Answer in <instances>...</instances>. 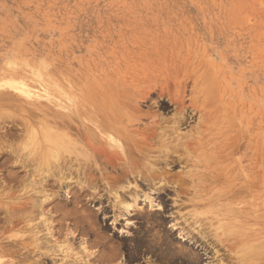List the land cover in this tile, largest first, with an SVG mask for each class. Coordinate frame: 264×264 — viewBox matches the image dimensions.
<instances>
[{
	"label": "rangeland",
	"instance_id": "rangeland-1",
	"mask_svg": "<svg viewBox=\"0 0 264 264\" xmlns=\"http://www.w3.org/2000/svg\"><path fill=\"white\" fill-rule=\"evenodd\" d=\"M175 84L186 94L193 87L186 104L196 91L199 102L212 85L215 106L207 100L218 113V142L223 139L217 151L227 159L225 178L240 189L237 201L221 200L220 186H214L208 199L197 195L192 203L188 199L199 189L188 187L186 194L164 192L155 210V203L151 208L142 200L147 188L131 177L110 189L89 170L83 152L90 131L108 140L93 126L104 99L116 101L122 89L140 93L130 109L144 114L138 121L144 132L153 118L172 115L166 96ZM114 94L119 96L113 100ZM228 143L233 145L225 152ZM45 149L60 150L58 170L42 165ZM167 167L172 177L192 169ZM61 171L70 177L60 181ZM133 189L140 195L136 204L128 194ZM115 191L132 205L128 214H118ZM154 214L165 222L160 229L141 220ZM169 220L214 252L212 258L203 255L201 264H243L237 260L242 243L259 246L252 264H264V0H0V264H187L153 246L161 236L171 239V248L186 244L202 253L198 243L179 241ZM146 228V235L138 233Z\"/></svg>",
	"mask_w": 264,
	"mask_h": 264
},
{
	"label": "bare ground",
	"instance_id": "bare-ground-1",
	"mask_svg": "<svg viewBox=\"0 0 264 264\" xmlns=\"http://www.w3.org/2000/svg\"><path fill=\"white\" fill-rule=\"evenodd\" d=\"M178 84H179V82H178ZM180 86H181V83H180ZM210 86H212V85H210ZM210 86L209 87H205L204 86L206 88V91H205L204 94H206V95H203V97L201 96V99H200L199 102H197L198 100H196V98H195V97H197V93H198L196 91V96L195 97L193 96L194 98L192 97V99H190L191 100L190 104H188L189 102H187V104H188L187 105L185 103V98H186V95H188V97H189V96H191V95H193L195 93V91L193 90V87L191 88V90H189V93L186 94L184 92V89H185L184 86H183L184 89L180 90V88H178L177 85H176L175 89L171 92V94L166 93V94H168L166 96V97H168V100H166V101H169L168 103H170L169 107H171V109H172V112H173L172 115L170 117H168V118L164 117L165 119H163V117L162 118L159 117L160 119H157V120H155L156 118L155 119L153 118L151 125H149L148 128H146L144 132H141L142 130L139 131V129L141 127L140 126H139L140 128L138 127V124L141 123V122L138 123V121L140 120V118H143V117H140V116L141 115L143 116L144 114H138L133 108L130 109L131 105H134V103L136 104V102L138 101V99H137V97H135V95L139 96V94H140V93H136L135 89L134 90L131 89V91L129 89L128 90L129 93H127L125 91L127 89H124V90L122 89V92H120L119 99H118V97H116V101H115L114 97L115 96H119V95L114 94V95H112L113 96L112 99L114 100V102L109 103V104H105L107 101H105V99H104L105 107L102 106L103 109H100V107H101L100 104L102 105L103 102L100 103L99 100H98V102L100 103V104H98L100 106L99 110H98V113L101 112V115L100 116H96V118L93 120L94 122L92 120L91 121L93 122V126L98 129L100 134L101 133H103L104 135L106 134V136H103V137H106L108 140H106L105 138H104L105 140H102L103 139L102 137L99 138L100 135L96 136L94 133L93 134L95 136H93L92 135L93 131L92 132L90 131V133H91L90 135L91 136L90 137L88 136L87 140H86L87 137L85 138V140H86L85 141V145H86V149H87L86 152L87 153L86 152H83V153L87 154V157L85 155V161L87 160V161H89L91 163V165L88 166L89 170H91V173H92L93 170L96 171L97 173L96 172L95 173H96V175L98 174V179L101 180L103 182V184H105L110 189L113 188L114 186H116V184L121 179H123L124 177H127V178L131 177L132 180L135 182V184H136V182H139L141 185H143V186H145L147 188L148 192L154 191V192L157 193V194H155L156 196L153 198L152 196L149 195L150 193H148L146 191H142V192L140 191L142 193L141 196L143 197L142 200L143 201H147V203L150 204L151 208H152V205L155 203V206H156L155 210H159V208H161L160 206H161V204L163 202L162 201V198H163L162 194L164 192L171 190V191L175 192V195L176 194L180 195V194H184V193L186 194L187 191H188V187L189 188L193 187L192 189H194V190H196L197 188L199 189L198 190L199 191L198 194H196L197 191H195L194 193H192L193 196L190 199H188L192 203H196L195 200L197 198H195L194 196H197V195L199 196V200L208 199V198L205 197V195L208 194L209 191H211V189L214 186H220L219 189H221V191H220L221 194H220L219 197H220L221 200L225 199V200H227L229 202L237 201L240 198V189L237 188L236 182H234L233 179L227 180L225 178L224 170L228 166V164L226 163L227 159H226V157H223L222 155H221L222 157H220L218 154L222 153V152L221 151H219V152L217 151L218 149L221 148L220 147L221 144L218 145V143L223 142V139L220 142H218L219 141L218 136L220 137V134H219L220 131L218 132V130H219L220 127L219 128L216 127L217 120H216V116L215 115L218 116V113H216L214 115L213 110L211 111V109H210V107H213L211 105L215 106V104H212L210 102L211 100L209 99V96H210L209 93H210L211 88H212ZM128 88H129V86H128ZM134 88H135V86H134ZM207 88L209 89V91L207 90ZM200 89H201V87H200ZM141 91L143 93V90H141ZM169 91H167V92H169ZM139 92H140V89H139ZM165 92H166V90H165ZM132 93H134V94H132ZM144 93H143V95H144ZM148 93H150V92H148ZM162 94H164V93L162 92ZM112 96H108L106 98H109L110 100H112L111 99ZM141 96H139V97H141ZM143 97H145V96H143ZM93 98L95 99V97H93ZM93 98H90L91 101H92ZM103 98H105V97H103ZM97 99H99V98H97ZM136 99H137V101H136ZM207 99L211 103L210 106H209L210 103L208 104V100ZM187 100H188V98H187ZM95 101H96V99H95ZM95 101H93V102H95ZM101 101H103V100H101ZM212 102L216 103V100L214 99V101H213V99H212ZM160 104H161V106L163 104L164 108L168 107V106H166V103H164V102H162ZM137 105H135V106H137ZM217 107H219V106H217ZM217 107H216V109H217ZM157 116H159V115H157ZM155 117H156V115H155ZM62 118H61V120H63ZM64 120H65V118H64ZM66 120H65V123L68 122ZM194 120H195V123L191 125V123L194 122ZM70 121H69V123H70ZM62 124H64V123H62ZM69 125L72 126L71 123ZM82 125H83V123H82ZM82 125H80V126L82 127ZM51 127H53V126H51ZM81 127H79V128L82 129ZM69 128H71V127L69 126ZM86 128H87L86 130H88L86 132L89 133L88 127H86ZM186 128H188V130L183 132V130L186 129ZM76 130H78V129L76 128ZM101 140H102L103 143L100 142ZM118 140L121 141V142L119 143ZM226 140H228V139L226 138ZM226 140L224 142H227ZM47 141H48V139H47ZM49 144H52V142L49 143ZM53 144L56 145L55 142ZM67 145H70V144L67 143ZM232 145L228 143V146L226 148H224V151L228 152V150L232 148ZM55 147L56 146H54V148ZM68 147L69 146L64 147L62 145H58L57 149L60 148L61 150L65 151V149H68ZM52 148H53V146H52ZM45 150H44V152H45ZM54 151H52L51 154H50L49 153L50 151L47 152V150H46L47 153L43 152L44 153L43 157H42V154H40V156H39V157H41L39 159H41L42 165H44V167L50 168V170H51L52 167H54L53 169H55V166H56V169L58 170L57 166L61 165V163H57V164L54 165V163L58 161V156L60 155L59 154L60 150H57L58 153H54ZM57 151H55V152H57ZM67 152H68V150H67ZM49 155H51L55 159L54 162H51L52 159H49V157H48ZM119 160L123 161L122 164H119L120 163ZM85 161H83V162H85ZM32 162H33V160H32ZM37 162L39 163V161H37ZM38 163H36V164H38ZM22 164H24V163H22ZM31 164H33V163H31ZM169 165H184V166L189 165L190 167H192V169L188 170V171L185 170L186 172L183 173V175H181L179 173L180 175H176V176L172 177V176H169L168 173H167V171H168V169H167L168 167L167 166H169ZM21 167H23V165ZM25 167H27V166H25ZM40 168H42V166ZM65 170H68L71 173L73 172L70 166H67L66 168H64V171ZM107 170L115 171L116 174L117 173L118 174L115 175L114 177H110L108 175ZM61 172L62 173H60V176H59L60 181H62L65 178H67V176L70 177L67 173H65L66 171L65 172L61 171ZM87 173L89 174V172H87ZM88 174L85 173V176H86L85 179H88V181L91 183L92 180H94V179H92V177H90V175H88ZM15 175H16V173H15ZM46 178H48V177H46ZM49 178H51V176ZM52 178H54V177H52ZM155 179H157V182H153ZM14 180H15V178H14ZM46 181L47 180L45 179L44 182L46 183ZM144 182L146 184H144ZM19 183H20V180H19ZM60 184H62V183L60 182ZM57 185H59V183ZM119 187L121 188L122 185L116 187L117 190H118ZM135 187L136 186L133 184V188H135ZM11 189H12V186H11ZM215 189H217V188H215ZM43 193H45V192H43ZM114 194H115L114 201L116 202V205H117L116 208L118 210V214L119 215H124L126 213L128 214L129 211H131L130 207L132 205L128 204L126 202V196H125L124 192H122L121 195H119L118 192L115 191ZM128 194L129 195L132 194V195H130L131 196V200L130 201H132L133 204H136L137 203V198L140 197V195H138V192L136 191V189H133L132 191H129ZM200 194H202V196ZM184 198L187 199V197H184ZM201 198H203V199H201ZM138 200H139V198H138ZM22 203H21V206H22ZM213 204H215V203H213ZM29 205H31L30 207H34V208H36L38 206V205H35V204L34 205L33 204H29ZM120 205H122V206H120ZM9 206H11V204ZM14 206H15V204H14ZM16 209H18V207ZM27 209H29V208H27ZM42 210H43V208H42ZM11 211H13V209ZM3 212L5 213V211H3ZM14 212H16V211H14ZM14 212H13V214H14ZM13 214H12V216H13ZM18 215L19 214L15 215V216H18ZM154 215L156 216V214H154ZM83 219H85V218H83ZM141 220H143L145 223L149 224L150 225L149 227H153L155 229L156 228L160 229L163 226V223H165L164 221H161L160 216L159 217L156 216L155 218H153L150 221L148 219H145V218L144 219L142 218ZM172 220L174 221V219H172ZM172 220H169L168 223L170 221H172ZM170 225H171L170 227L172 229L177 231V233H178L177 235H178L179 241H181L182 238L184 240L185 239L184 237H186L185 240H187L188 242L192 241L193 245H196L198 243V247L200 248L202 253L200 254L198 250L193 249L192 247L187 246L186 244L185 245L184 244L178 245L177 248H171L169 246V243H168V241L171 240V239H169L167 241L165 238H160L161 236H159V237L157 236V240H155V241H158V240L159 241L156 242L153 246L157 245V247H159V249H160V247L163 246L164 247L163 251H165V252H167V253H169L171 255L176 256V259L178 260L179 263L184 262V263H187V264H201L203 262V261H201L203 255H205L206 258H208V256H210L209 258L213 257L214 252L210 253V251H212V250H210L211 248H209V246L205 242H202L200 240L198 242V239L196 238V236H194L191 233V231L189 232L188 230H185L186 227H178L177 226L178 227L177 228L176 227L177 223H174V222L172 224H170ZM150 229L152 230V228H150ZM148 230L149 229L146 228L145 231L142 234L140 232L141 230H138V233L140 235H143V234L146 235V231H148ZM50 231H51V229H50ZM152 234H156V233L152 232ZM152 237H154V236H152ZM137 238H139L140 241H144L142 239L143 238L142 236L138 235ZM226 240H229V239H226ZM146 241H148V240H146ZM239 241L240 240H238L237 242H239ZM36 242H37V240H36ZM83 243H85V242L82 241L80 244H83ZM138 243H140V242H138ZM141 245H142V243H141ZM244 245H245V243H242L240 245L241 248H239V250H238L240 255L237 257V260L239 262L241 261V263H243V264H252L253 258L258 256V252H259L258 250L261 251V249H259L260 248L259 246L254 247L253 245L252 246L250 245L247 248L245 247L246 248L245 249V248H243ZM111 246H113V245H111ZM232 246H230V247H232ZM35 247L37 248L38 245L35 244ZM76 248L77 247H75V249ZM149 248H150V246H149ZM151 248H153V247H151ZM230 249H233V248H230ZM242 251H243V254H242ZM100 253L98 255H100ZM91 255L93 256L94 254L93 253H88L87 254V256H90V257H91ZM102 255H104V254H102ZM103 257L104 256H102L101 258H103ZM258 257H260V256H258ZM99 260H101V259H99ZM213 262L214 261H212L211 264H213Z\"/></svg>",
	"mask_w": 264,
	"mask_h": 264
}]
</instances>
